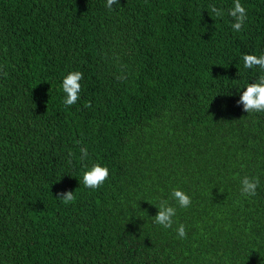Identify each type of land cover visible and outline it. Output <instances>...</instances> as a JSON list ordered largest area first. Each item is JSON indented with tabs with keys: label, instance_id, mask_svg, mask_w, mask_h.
<instances>
[{
	"label": "trees",
	"instance_id": "16d2710c",
	"mask_svg": "<svg viewBox=\"0 0 264 264\" xmlns=\"http://www.w3.org/2000/svg\"><path fill=\"white\" fill-rule=\"evenodd\" d=\"M241 3L235 32L234 0H0V264H264V112L235 95L262 72L242 57L264 54V0ZM96 162L110 176L93 190Z\"/></svg>",
	"mask_w": 264,
	"mask_h": 264
},
{
	"label": "clouds",
	"instance_id": "9594fccd",
	"mask_svg": "<svg viewBox=\"0 0 264 264\" xmlns=\"http://www.w3.org/2000/svg\"><path fill=\"white\" fill-rule=\"evenodd\" d=\"M119 2L120 0H107L106 6L108 9L112 10L113 6ZM211 12L215 14L216 17H223L225 14L222 8H217L215 6L212 7ZM228 15L233 18V22L231 23L233 31L239 32L243 30L248 17L247 9L241 3V0H234V7L228 10ZM242 59L244 68H259L262 72L254 83L248 82L242 90H237L235 93V95L239 96L237 104L241 106L242 110L246 113L264 112V54L259 56L254 54H244ZM82 80L83 73L80 71H72L64 76L61 88L65 94L63 102L66 106L76 104V102L81 98L80 93L82 91ZM89 158L88 148L81 147L79 159L84 161ZM109 176V167L96 162L92 163L90 167L85 165L82 182L85 187L96 190L108 180ZM259 185V177L246 175L241 180V193L248 197H254L257 195ZM60 198H62L65 202H70L74 199V194L73 192L68 191L66 193H61ZM171 198L176 201L179 208H187L192 203V197L180 188L173 189ZM156 207L158 212L154 216V222L161 225L165 229L173 228V225L178 222L177 219H175L177 217V207L170 205L166 201L161 202L159 206ZM174 231H176L177 238L179 239L186 238L187 236L186 226L182 223L179 224V227L175 228Z\"/></svg>",
	"mask_w": 264,
	"mask_h": 264
}]
</instances>
